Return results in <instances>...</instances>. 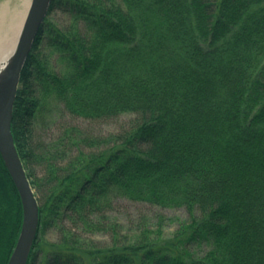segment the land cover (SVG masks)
<instances>
[{
	"label": "trees",
	"instance_id": "trees-1",
	"mask_svg": "<svg viewBox=\"0 0 264 264\" xmlns=\"http://www.w3.org/2000/svg\"><path fill=\"white\" fill-rule=\"evenodd\" d=\"M56 10L71 23L47 18L12 121L40 204L28 264L38 251L40 264H264V0H54ZM61 110L133 117L109 134L66 126L34 138V123L45 130ZM116 197L190 217L171 233L177 219L163 215L120 222L106 215ZM22 222L0 153V264ZM52 227L57 243L42 238Z\"/></svg>",
	"mask_w": 264,
	"mask_h": 264
},
{
	"label": "water",
	"instance_id": "water-1",
	"mask_svg": "<svg viewBox=\"0 0 264 264\" xmlns=\"http://www.w3.org/2000/svg\"><path fill=\"white\" fill-rule=\"evenodd\" d=\"M54 0H31L14 53L0 80V153L23 206L21 232L8 264H28L40 227V205L12 132L21 76Z\"/></svg>",
	"mask_w": 264,
	"mask_h": 264
},
{
	"label": "rangeland",
	"instance_id": "rangeland-1",
	"mask_svg": "<svg viewBox=\"0 0 264 264\" xmlns=\"http://www.w3.org/2000/svg\"><path fill=\"white\" fill-rule=\"evenodd\" d=\"M6 1L7 0H0V4ZM14 2L15 0H12V3ZM49 18L61 28H66L71 23L70 16L59 10L52 12L49 15ZM54 57L52 59V64L57 69L58 65ZM132 117L133 115H123L115 120L91 122L81 117H74L61 110L55 114L54 121L50 123L45 130L40 128L38 122L34 123V138H36L37 134H41L46 142L53 141L66 126H77L85 130L88 129L95 134H109L117 131L122 124L129 122ZM34 172L36 173V177L39 178V175L42 173V168L39 165H35ZM106 215L120 222H126L129 218H134L139 215H147L152 219H156L158 215H163L168 219H177L175 223H169L167 228V232L169 233L179 228V220L185 221L190 217L186 208H163L147 203L131 201L121 197L114 198L112 206L106 211ZM66 224L73 227L68 220L66 221ZM42 238L50 243H57L60 239V233L56 228H48L42 235ZM96 238L107 244L110 243V238L108 236H96ZM196 249L200 254H204L209 250V247L207 245H202L196 247ZM36 257V263L40 264L45 259V253L43 251H38Z\"/></svg>",
	"mask_w": 264,
	"mask_h": 264
},
{
	"label": "bare ground",
	"instance_id": "bare-ground-1",
	"mask_svg": "<svg viewBox=\"0 0 264 264\" xmlns=\"http://www.w3.org/2000/svg\"><path fill=\"white\" fill-rule=\"evenodd\" d=\"M31 0H7L0 4V80L11 60Z\"/></svg>",
	"mask_w": 264,
	"mask_h": 264
}]
</instances>
